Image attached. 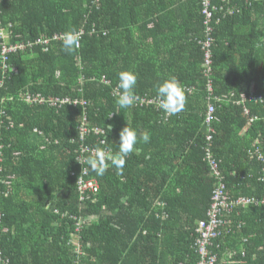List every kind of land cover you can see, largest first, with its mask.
<instances>
[{"label": "trees", "instance_id": "1", "mask_svg": "<svg viewBox=\"0 0 264 264\" xmlns=\"http://www.w3.org/2000/svg\"><path fill=\"white\" fill-rule=\"evenodd\" d=\"M213 5L207 76L201 0H0V33L7 34L0 47L48 40L10 54L6 73L0 56V111L16 124L0 128V245L8 264H196L197 230L210 223L216 186L205 160L210 105L217 120L209 146L230 209L218 216L226 224L209 249L218 264H264V205L238 204L264 198V165L250 161L255 150L264 156V0ZM183 11L190 13L186 28ZM69 31H84L70 53L58 39ZM125 70L137 76L135 97L158 98L156 87L174 76L184 109L165 116L158 104H133L116 113L114 92ZM251 91L256 101L220 100ZM26 93L71 104L28 105ZM84 117L104 134L82 138ZM127 123L137 132V151L121 173L109 166L100 176L77 162L91 154L82 148L116 154ZM144 132L148 143L139 139ZM85 168L100 190L81 200L77 180Z\"/></svg>", "mask_w": 264, "mask_h": 264}, {"label": "built area", "instance_id": "2", "mask_svg": "<svg viewBox=\"0 0 264 264\" xmlns=\"http://www.w3.org/2000/svg\"><path fill=\"white\" fill-rule=\"evenodd\" d=\"M214 0H201L202 4V14L204 16V27H205V40L199 41L201 44L202 50L204 51V68L205 73L208 76V74L212 73V65H213V52H212V46L215 42V39L213 37V23L216 25L217 21H214V15L217 10V7L213 5ZM225 2V0H223ZM224 10V7L222 6V9L219 11ZM227 13L233 14L234 9L229 8L227 10ZM84 33V31H81L80 33H76L78 35V38L81 37V35ZM1 36L6 37L7 34L5 32L0 33ZM64 36H59L58 39H63ZM48 40L45 38H41L37 40L36 42H27V43H17L13 45H7L2 44L0 47V56L4 63V73L8 72L9 66L7 65L8 57L12 53H16L21 50H25L26 48H31L33 45H43L47 44ZM80 46V45H79ZM11 69V68H10ZM106 84H110L109 81H105ZM2 86V83L0 84V87ZM119 90L116 88V91L114 92L118 94ZM117 96V95H116ZM211 98L212 95L210 96ZM257 97H255L253 94L247 95H240L239 97H236L234 94L231 95H225L222 96L220 100L225 102H231L233 104L242 105L246 101H256ZM24 102L28 105H46V103H49L53 106H56L57 108L62 107L66 103H70L71 101L68 99H59V98H51L49 101L44 99L43 97L39 95H33L30 93H26L24 95ZM158 98H147V97H135L134 104L136 106H150L154 104H158ZM87 101L86 100H76L73 102V104L76 106L78 104L86 106ZM4 109V108H3ZM0 111V114L3 116H6V112L4 110ZM245 113H248V110H245ZM5 119V118H3ZM6 121L1 120L0 121V128L7 126L8 128H14L16 126L14 120L10 116H6ZM217 118L215 117V107L214 105H210L208 108V112L206 115L205 122L208 125V133H207V141L210 144L213 140V134L214 130L211 128V125L214 121H216ZM252 121L254 119H251ZM90 123L88 122L87 118L84 117V120L82 121L79 129L81 132L82 138L87 136L92 130L96 135L104 134V131L100 128H93L92 130L89 129L88 125ZM36 133L42 134L41 131H38L35 129ZM209 144L205 148V160L210 164L213 176L212 178L216 181L215 189L212 192V198H211V206L208 211V215L210 217V223L207 224L205 222H201L199 225V228L197 232L200 235V238L198 239L195 247V253L198 258L196 264H218V256L214 253V251L210 250L209 248L212 247V240L216 238L217 236L221 235V231L219 228L225 226L226 223H223L222 220L218 218V216L221 214L222 209H230V204L228 202L229 195L225 188V185L223 183L224 177L219 171V161L215 158L213 151L210 149ZM0 147V172H1V163L3 160L2 152ZM82 153H92L94 150L88 149V148H82ZM106 154H109L107 151H105ZM258 158L260 161H262L264 165V156L258 152V150H255L254 152L250 153V158ZM78 158H83V156H79ZM263 173H264V167H263ZM89 174V171L87 168L83 170L82 176L77 180V189L80 194L81 200H87L90 196L94 195L96 196L100 190L99 183L96 179H87L86 176ZM2 180L0 179V182ZM238 204H241L243 206H248L250 204H262L264 205V198L260 199L259 201L254 198H247L243 197L238 201ZM3 215L0 214V219ZM81 222L78 223V231L80 229ZM239 227V226H238ZM240 228V227H239ZM233 229V227H231ZM6 230V229H5ZM0 264H8V261L4 259L2 248L0 245ZM184 264V263H183Z\"/></svg>", "mask_w": 264, "mask_h": 264}, {"label": "clouds", "instance_id": "3", "mask_svg": "<svg viewBox=\"0 0 264 264\" xmlns=\"http://www.w3.org/2000/svg\"><path fill=\"white\" fill-rule=\"evenodd\" d=\"M62 43L65 51L70 53L79 47L78 35L71 31L66 32L64 33ZM118 78L117 88L119 92L115 100L118 110L115 111L116 113H119L120 110L130 108L134 104V89L137 84V76L131 71L125 70L119 72ZM156 92L159 101L157 106L165 116L176 115L184 109L186 104L185 92L182 85L174 76L160 83L156 87ZM139 139L144 143H148L150 141V134L144 132L140 135ZM137 142L138 135L136 130L127 123L120 131L119 151L116 154H106L103 150L97 148L91 154L83 158L75 159L82 165L86 163L93 172L100 176L104 175L109 166L114 167L118 173H121L126 163V157L130 153L137 151L135 147ZM106 161L110 162V164L106 163Z\"/></svg>", "mask_w": 264, "mask_h": 264}, {"label": "crops", "instance_id": "4", "mask_svg": "<svg viewBox=\"0 0 264 264\" xmlns=\"http://www.w3.org/2000/svg\"><path fill=\"white\" fill-rule=\"evenodd\" d=\"M181 20H182V23L185 25V28H186V21L190 18V13H188V12H181V16L179 17ZM194 21H195V19H194ZM195 23L193 24V26H192V29L195 27ZM170 39V41H172V37H169ZM252 88V87H251ZM253 89V88H252ZM250 94H253L252 93V91H251V93ZM254 95V94H253ZM244 132H246V129L244 130V131H242V133H244ZM252 153V152H251ZM250 161H253V159L252 158H250Z\"/></svg>", "mask_w": 264, "mask_h": 264}]
</instances>
